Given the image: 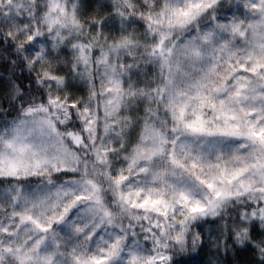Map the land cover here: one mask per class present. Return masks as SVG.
I'll return each instance as SVG.
<instances>
[{"label":"snow or ice","instance_id":"1","mask_svg":"<svg viewBox=\"0 0 264 264\" xmlns=\"http://www.w3.org/2000/svg\"><path fill=\"white\" fill-rule=\"evenodd\" d=\"M99 3L0 0V264H264V0Z\"/></svg>","mask_w":264,"mask_h":264},{"label":"trees","instance_id":"2","mask_svg":"<svg viewBox=\"0 0 264 264\" xmlns=\"http://www.w3.org/2000/svg\"><path fill=\"white\" fill-rule=\"evenodd\" d=\"M84 3L86 5L85 13L87 16L95 15L97 12L100 14L107 13V9L101 8L99 0H84ZM0 74L6 73L0 70ZM59 176L60 179H57L56 182L68 179L72 174H59ZM54 179H56L55 176ZM29 181H31V183L38 182L40 178H30ZM210 227V225H205V233H207ZM205 244H207L208 247L197 250L196 252H189L184 256V259L188 260L189 264H255V256L252 252H240L238 254L228 253L227 255L223 253L218 254L216 249L207 240L206 236Z\"/></svg>","mask_w":264,"mask_h":264},{"label":"rangeland","instance_id":"3","mask_svg":"<svg viewBox=\"0 0 264 264\" xmlns=\"http://www.w3.org/2000/svg\"><path fill=\"white\" fill-rule=\"evenodd\" d=\"M61 181L57 182V183H60ZM29 184H31L33 187H35L38 183H40V181L38 182H34V183H31V181H28Z\"/></svg>","mask_w":264,"mask_h":264}]
</instances>
